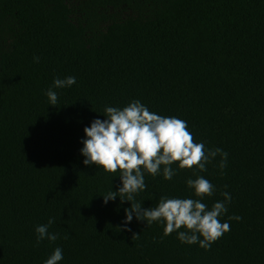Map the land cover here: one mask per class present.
<instances>
[{
	"label": "trees",
	"instance_id": "obj_1",
	"mask_svg": "<svg viewBox=\"0 0 264 264\" xmlns=\"http://www.w3.org/2000/svg\"><path fill=\"white\" fill-rule=\"evenodd\" d=\"M133 100L227 153L223 170L218 155L203 172L172 164L171 180L145 172L133 201L196 198L197 177L214 186L209 209L228 192L230 230L209 249L163 222L125 225L131 202H103L119 173L83 164V129ZM50 218L58 239L37 245ZM57 247L58 264H264V0H0V264H44Z\"/></svg>",
	"mask_w": 264,
	"mask_h": 264
},
{
	"label": "clouds",
	"instance_id": "obj_2",
	"mask_svg": "<svg viewBox=\"0 0 264 264\" xmlns=\"http://www.w3.org/2000/svg\"><path fill=\"white\" fill-rule=\"evenodd\" d=\"M37 59L38 58H34ZM76 82L73 76L64 79L55 78L52 88L45 94L50 105L57 102V93L53 88L70 87ZM106 119H95L83 129L86 139L82 140L80 154L85 157L84 165H95L106 173H119L121 187L103 196V202L114 200L128 201L124 224L131 222L133 214L138 221L164 223V235L178 231L177 238L186 244H199L209 249L211 244L230 230L227 222L219 217L227 212V203L231 195L223 192V201L215 202L211 209L201 202L206 196L213 195L214 186L203 177L189 178L186 185L193 190L196 198L161 197L156 207L141 208V203H134L135 194L146 190L145 172L156 176L163 166V177L171 180L175 171L171 165L176 163L179 169L196 168L207 171L206 165L218 155L221 157L219 168L226 167L227 153L215 148L205 150L203 143H197L188 130L186 121L175 117H165L150 112L139 100H133L121 108L105 107ZM229 219L239 220L233 216ZM50 218L47 224L35 228L37 245L44 239L54 242L56 233H49L48 228L54 223ZM124 230H130L124 228ZM134 234L133 238H138ZM63 259L62 249L57 247L44 264H58Z\"/></svg>",
	"mask_w": 264,
	"mask_h": 264
}]
</instances>
